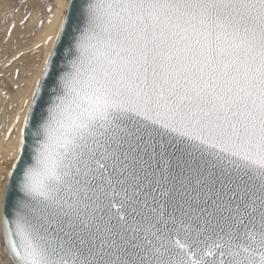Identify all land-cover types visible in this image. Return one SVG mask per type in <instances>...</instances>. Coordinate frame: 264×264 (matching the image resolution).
<instances>
[{
    "label": "snow or ice",
    "instance_id": "snow-or-ice-1",
    "mask_svg": "<svg viewBox=\"0 0 264 264\" xmlns=\"http://www.w3.org/2000/svg\"><path fill=\"white\" fill-rule=\"evenodd\" d=\"M61 6L0 175V259L264 264V0Z\"/></svg>",
    "mask_w": 264,
    "mask_h": 264
},
{
    "label": "rangeland",
    "instance_id": "rangeland-1",
    "mask_svg": "<svg viewBox=\"0 0 264 264\" xmlns=\"http://www.w3.org/2000/svg\"><path fill=\"white\" fill-rule=\"evenodd\" d=\"M54 9V0H0V145L16 138L17 117L28 100L23 96L25 80L43 57L37 36L50 23ZM10 162V156L4 160L0 154V175Z\"/></svg>",
    "mask_w": 264,
    "mask_h": 264
},
{
    "label": "bare ground",
    "instance_id": "bare-ground-1",
    "mask_svg": "<svg viewBox=\"0 0 264 264\" xmlns=\"http://www.w3.org/2000/svg\"><path fill=\"white\" fill-rule=\"evenodd\" d=\"M37 0H35L36 2ZM41 1V0H40ZM39 2V1H38ZM55 9L54 13L52 15V18L50 19V23H46L44 27L41 28V31L39 35L37 36V40L40 41L43 45L42 51H43V57L40 63L37 64V69L34 72V74L25 80V86L23 89V96L29 98L31 95V92L34 88V85L36 81L39 79L42 69L44 67L45 59L48 55V52L52 49L53 43L55 42L56 35L59 31L61 19H62V6H61V0H54ZM39 37V38H38ZM22 96V97H23ZM24 99V98H22ZM21 104V101H20ZM2 105V103H1ZM19 106V105H18ZM25 108V106H24ZM20 111L19 114V123H17V133L15 140L12 139L5 143V145H0V154L4 160H7V158L13 153L17 142L19 140L21 127L23 123V110Z\"/></svg>",
    "mask_w": 264,
    "mask_h": 264
}]
</instances>
